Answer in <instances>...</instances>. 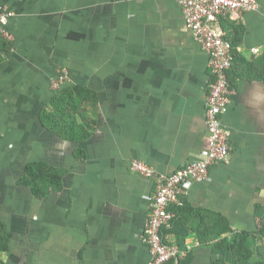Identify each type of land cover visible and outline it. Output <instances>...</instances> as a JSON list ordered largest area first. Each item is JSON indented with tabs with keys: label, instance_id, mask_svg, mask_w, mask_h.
<instances>
[{
	"label": "crops",
	"instance_id": "0c3cea01",
	"mask_svg": "<svg viewBox=\"0 0 264 264\" xmlns=\"http://www.w3.org/2000/svg\"><path fill=\"white\" fill-rule=\"evenodd\" d=\"M257 3L219 23L236 42L222 117L230 160L212 165L207 180L169 208L173 214L184 203L202 214L176 227L189 249L184 264H210L211 215L235 233L264 235V0ZM0 7L12 14L11 39H0L3 264H147L154 181L131 163L160 177L201 158L207 52L185 30L176 0H0ZM64 69L62 90L92 94L75 117L89 133L78 143L54 132L48 118L60 93L52 82ZM32 162L64 171L59 191L37 198L19 183ZM166 239L177 246L174 235ZM259 252L264 260V244Z\"/></svg>",
	"mask_w": 264,
	"mask_h": 264
},
{
	"label": "built area",
	"instance_id": "2783aa9c",
	"mask_svg": "<svg viewBox=\"0 0 264 264\" xmlns=\"http://www.w3.org/2000/svg\"><path fill=\"white\" fill-rule=\"evenodd\" d=\"M183 14L185 30L208 54V70L211 77L206 100V127L208 147L197 161L188 162L169 176L157 177L154 171L140 161L131 163V171L154 181V191L149 201L148 218L143 232V243L148 248L147 264H167L173 259L183 260L189 249L167 246L161 233L174 218L169 208L177 205L187 194L192 183L207 180L209 169L214 164H228L230 160V132L222 125L227 113L231 88L227 72L233 63L232 45L225 39L226 33L219 18L228 16L232 21L246 12L258 8L257 0H176ZM12 14L0 7V37L11 39L7 31ZM257 51L254 50V53ZM69 82V73L62 70L52 82L58 93Z\"/></svg>",
	"mask_w": 264,
	"mask_h": 264
},
{
	"label": "trees",
	"instance_id": "16d2710c",
	"mask_svg": "<svg viewBox=\"0 0 264 264\" xmlns=\"http://www.w3.org/2000/svg\"><path fill=\"white\" fill-rule=\"evenodd\" d=\"M222 20V17L219 18ZM221 28L226 33L224 24H220ZM1 39V37H0ZM225 39L228 40L233 49L232 54L234 58V45L227 33ZM229 71L227 72V76ZM229 81V78H228ZM230 85V82H229ZM86 89L80 87H69L60 91L59 94L54 96L51 102V113L48 115L50 123L53 125L52 130L58 135L62 136L65 140L71 142L85 141L89 133L83 129L82 126L76 122V115L80 112V106L85 103L88 96L91 97ZM91 99V98H90ZM64 175L63 170H59L49 166L44 162H32L24 166L20 184L31 190L33 195L37 198H44L50 192H57L62 186V178ZM174 218L171 220L168 228L162 229V239L165 245L175 246L168 243L166 236L169 234L174 235L177 239L175 244L180 250H185V236L176 230V227L184 222L187 215L198 217L200 211H196L188 207L186 204H181L173 209ZM210 218L214 220L211 225V232L205 241H212V260L210 264H264V260L259 252V248L264 244L263 234H249V233H235L229 229L227 222L220 216L211 215ZM202 220L201 218H199ZM4 225L0 221V264H3L2 256L8 251V241L4 232ZM201 239L202 234H199ZM188 255V254H187ZM189 259V256H187ZM187 261L180 259H173L167 264H184Z\"/></svg>",
	"mask_w": 264,
	"mask_h": 264
}]
</instances>
